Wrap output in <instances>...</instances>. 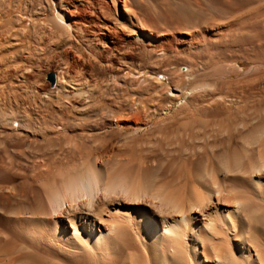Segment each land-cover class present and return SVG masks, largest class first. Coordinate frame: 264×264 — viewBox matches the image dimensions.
<instances>
[{"label":"bare ground","instance_id":"1","mask_svg":"<svg viewBox=\"0 0 264 264\" xmlns=\"http://www.w3.org/2000/svg\"><path fill=\"white\" fill-rule=\"evenodd\" d=\"M12 3L39 39L23 62L0 40V264H264V56L232 50L239 17L174 40L130 0Z\"/></svg>","mask_w":264,"mask_h":264},{"label":"rangeland","instance_id":"2","mask_svg":"<svg viewBox=\"0 0 264 264\" xmlns=\"http://www.w3.org/2000/svg\"><path fill=\"white\" fill-rule=\"evenodd\" d=\"M130 4L133 7V9L143 18V20L145 22L147 21L146 23H148L149 27L152 30H154L157 33L164 34L174 40L178 37L179 31L182 30L192 29V31H196V30L201 31L202 26L204 25L210 26L212 23L221 20L222 22L225 21V23L238 22L240 20L241 22L239 21L240 22L239 24L243 25L244 23L243 27H245L246 30L252 34L248 33L245 37L239 38L238 42L240 43H238L237 41H236L237 43L233 42L235 44L234 46H232L233 47L232 50L237 54H239L240 56H242L243 53L244 54L243 56L245 57L253 56V55L255 56L257 54L259 55V53L261 56H264V46L261 45V43H263L264 45V33L262 32V30L264 31V0H130ZM14 5H15L14 3H12L10 6L8 5V10L6 7L3 8L2 12H1L2 8L0 9V14H1L0 40L3 41L6 40V42L9 41L11 42V40H13L16 46H18V44L21 41L19 46L21 44L22 45L19 47L18 50L19 54L18 55L16 54V56L18 57L17 58L18 62L19 61L23 62L25 60L24 57L27 56L28 51L31 50L30 48L33 47V44L36 45L38 43L39 38L38 35H34L37 34L36 33L37 29L36 30L32 29L34 31L33 32L30 28V23H29L30 18L26 15L22 16L21 14H18L16 5L15 6ZM19 16L22 17V22L19 21L17 22L16 18ZM238 17L239 20L237 19ZM245 17L247 19H245ZM10 18L11 19L13 18V21ZM7 19L8 20L10 19V22L9 21L7 22ZM25 21H26L25 26L27 30L23 32L21 31L22 30L21 27L23 25V22ZM260 39L261 41H259ZM253 45L256 47H253ZM260 45L262 46V48H260L261 47ZM235 49L237 51H235ZM71 51L69 50V53ZM248 52L249 55L247 54ZM60 53L61 52H58V49L54 50L50 58V61L48 63V67L46 69L41 68V73L43 74V76H45V79L51 88H56L57 73L54 69H56L57 67L56 64L58 65V63L62 60V57L59 56ZM140 55L141 56L138 55L139 57L135 56L134 59L140 60V58H142L145 61L148 59L145 54H140ZM64 58H65L64 60L68 59V57L66 56H64ZM236 65L238 64H236L235 62L229 63L231 70H233V68L236 67L240 72V75L238 76L233 74V76L231 77L233 80L237 78L238 79L243 78L245 73L250 68V66L246 64L245 61L241 65L238 66ZM151 73L152 71L148 68L141 71L139 74L128 72L129 77L135 81H137L138 79H142L144 78V76H148ZM51 75H53L54 77V82H52L51 80L50 77ZM36 77L37 76H35V78ZM44 114L45 116L47 114L50 117H52L53 115V113L47 109L44 110ZM50 117H48L47 120L50 119ZM95 142H98V140H96ZM99 142H103V140L101 139ZM49 153L52 154V151H50ZM49 153H47V155H49V157L47 156V159L50 161L51 157L53 158L54 156V152L52 155ZM66 156L69 162L72 161V159L75 160L78 157L77 154H73V153L72 154L68 153V155ZM24 189L25 187L23 188V190ZM26 191H28L27 188ZM0 225H6V222H4V220L2 221L0 220Z\"/></svg>","mask_w":264,"mask_h":264},{"label":"water","instance_id":"3","mask_svg":"<svg viewBox=\"0 0 264 264\" xmlns=\"http://www.w3.org/2000/svg\"><path fill=\"white\" fill-rule=\"evenodd\" d=\"M50 77H51L52 82H54V77H53V75H51Z\"/></svg>","mask_w":264,"mask_h":264}]
</instances>
